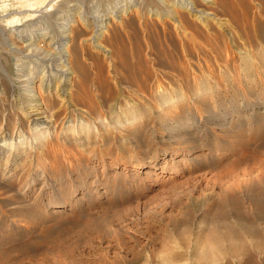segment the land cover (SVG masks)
I'll return each instance as SVG.
<instances>
[{
  "label": "rangeland",
  "instance_id": "1",
  "mask_svg": "<svg viewBox=\"0 0 264 264\" xmlns=\"http://www.w3.org/2000/svg\"><path fill=\"white\" fill-rule=\"evenodd\" d=\"M254 1L229 0L216 10L232 24V12L244 17L246 49L215 21L196 38L170 33L157 0L70 2L68 8L83 10L86 37L115 5L132 6L122 22L110 24L115 34L108 30L100 40L114 60L91 40L84 44L78 106L96 119L88 118L87 145L68 146L69 174L59 157L66 193L95 173L108 181L102 194L90 192L91 202L56 214L39 202L46 187L32 207L0 199V264H264V39H255ZM64 2L48 1L47 9L55 7L51 17L68 12ZM7 11L0 7L5 31L18 16L17 30L38 23ZM247 48L249 58L242 56ZM11 91L0 81V119ZM130 111L144 122L139 135L122 123ZM97 128L102 146L94 141ZM28 194L25 200L33 201Z\"/></svg>",
  "mask_w": 264,
  "mask_h": 264
},
{
  "label": "bare ground",
  "instance_id": "2",
  "mask_svg": "<svg viewBox=\"0 0 264 264\" xmlns=\"http://www.w3.org/2000/svg\"><path fill=\"white\" fill-rule=\"evenodd\" d=\"M48 1L50 0H0V7L3 12L11 8V11H7L10 14L25 13L31 20L38 19L34 28L29 26L18 30L14 28L19 21V16L10 19L11 21L8 22L12 27L11 29L5 31L0 28V45L2 46V51H0V81L4 89L7 87L12 89V97L8 100V109L4 110L0 119V199L4 200L3 198L7 199L11 196L14 197L17 206L24 205L25 202L26 206H34L35 201L38 202L39 197L43 195L41 191L46 187L48 188L46 198L43 197L39 202L45 209L50 210V213L56 214L63 212L72 205L82 206L85 200L91 202L90 192L95 193L98 189L100 195L105 191L99 190L100 185H104L108 181L107 178L102 181L104 173L101 172L100 175L95 173L94 179L90 183L81 181L78 187L73 184L69 192L66 193V185L64 184L66 177L63 176L62 169L59 167V157H61V161L66 162L67 173L69 174L72 163H70L71 155L68 146L73 144L82 148L84 144L87 145L93 127L88 118L96 119L86 107L78 106L76 74L84 56V44L91 40L96 47L105 53V57H109L111 61L114 60L113 50L101 45L100 40L108 30L115 34L116 27L110 29V24L114 19L119 23L122 22L132 6L127 7L123 4L115 7V5L114 9L105 17H99L96 22L94 20L95 29L93 33H90V37H86L84 35L85 26L88 22L86 23L85 19H81V11L83 10L79 11L76 7V9L68 8L71 5L70 2L74 0H61L65 1L68 12L58 13L56 18L50 15L55 7L46 8ZM157 1L159 7L165 9L163 18L166 21L163 23L167 25L166 29L170 33L175 32L181 37L190 35L196 38L198 33L206 30L208 32L212 27L211 23L215 21L220 26L230 27L227 30L229 41L238 45L237 47L239 45L245 47L250 40V34L246 30L248 27L241 14L232 12L231 16L234 23L232 24L229 18L222 17V14L217 13L216 10L220 6L226 5L229 0ZM255 1L257 4V8H255L259 15L256 18V24L260 27L255 39L263 40L264 0ZM9 13L3 14V16ZM207 37H209L208 34ZM249 51L247 48L242 56L249 58L251 56ZM10 57L14 59L13 65L10 63ZM259 84L262 86L261 90L264 91V80ZM14 94L16 96H13ZM3 99L5 100V97H2ZM169 101L173 100L170 99ZM135 116L134 112L130 111L123 122L116 119L117 123L130 122L125 127L132 136L139 135L137 133L144 125V122L137 121ZM100 117L98 115V119ZM100 124L103 122L100 121ZM95 135V143L104 145V137L99 129ZM239 137L238 139H240ZM93 148L94 146H90L89 152ZM190 154L191 152L188 151L185 155L189 156ZM190 159L200 163V158L186 157L184 160ZM140 165L146 166L144 162H140ZM165 166L166 161L162 164L161 169L163 170ZM40 182L41 185L39 184V186L38 183ZM103 189L107 188L103 187ZM80 190H84V196L78 197L77 193ZM30 191L34 194L33 201L25 200ZM84 206L86 207L88 204ZM31 209L29 210L30 213H32ZM34 214L31 215L34 216Z\"/></svg>",
  "mask_w": 264,
  "mask_h": 264
}]
</instances>
